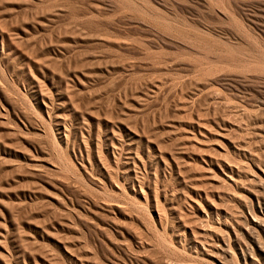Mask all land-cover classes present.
<instances>
[{
	"label": "rangeland",
	"instance_id": "obj_1",
	"mask_svg": "<svg viewBox=\"0 0 264 264\" xmlns=\"http://www.w3.org/2000/svg\"><path fill=\"white\" fill-rule=\"evenodd\" d=\"M0 264H264V0H0Z\"/></svg>",
	"mask_w": 264,
	"mask_h": 264
},
{
	"label": "bare ground",
	"instance_id": "obj_2",
	"mask_svg": "<svg viewBox=\"0 0 264 264\" xmlns=\"http://www.w3.org/2000/svg\"><path fill=\"white\" fill-rule=\"evenodd\" d=\"M255 215H257V214H255ZM255 217H256V216H255ZM249 225H250V224H249ZM252 225H255V223L252 222ZM256 225H257V224H256ZM253 227H255V226H253Z\"/></svg>",
	"mask_w": 264,
	"mask_h": 264
}]
</instances>
